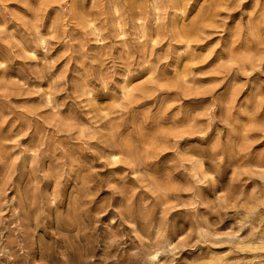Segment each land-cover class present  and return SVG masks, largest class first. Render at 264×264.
I'll return each instance as SVG.
<instances>
[{
  "label": "rangeland",
  "instance_id": "obj_1",
  "mask_svg": "<svg viewBox=\"0 0 264 264\" xmlns=\"http://www.w3.org/2000/svg\"><path fill=\"white\" fill-rule=\"evenodd\" d=\"M0 264H264V0H0Z\"/></svg>",
  "mask_w": 264,
  "mask_h": 264
}]
</instances>
